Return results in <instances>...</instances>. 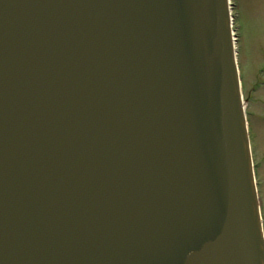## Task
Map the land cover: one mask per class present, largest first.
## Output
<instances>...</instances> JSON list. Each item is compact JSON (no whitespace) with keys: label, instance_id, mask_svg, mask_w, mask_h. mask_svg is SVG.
<instances>
[{"label":"water","instance_id":"1","mask_svg":"<svg viewBox=\"0 0 264 264\" xmlns=\"http://www.w3.org/2000/svg\"><path fill=\"white\" fill-rule=\"evenodd\" d=\"M230 0H0V264H264Z\"/></svg>","mask_w":264,"mask_h":264},{"label":"rangeland","instance_id":"2","mask_svg":"<svg viewBox=\"0 0 264 264\" xmlns=\"http://www.w3.org/2000/svg\"><path fill=\"white\" fill-rule=\"evenodd\" d=\"M264 224V0H231Z\"/></svg>","mask_w":264,"mask_h":264}]
</instances>
